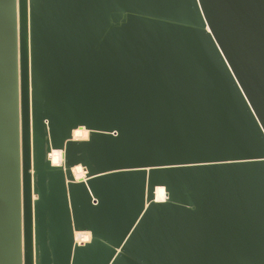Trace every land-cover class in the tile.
Listing matches in <instances>:
<instances>
[{
  "label": "water",
  "instance_id": "obj_1",
  "mask_svg": "<svg viewBox=\"0 0 264 264\" xmlns=\"http://www.w3.org/2000/svg\"><path fill=\"white\" fill-rule=\"evenodd\" d=\"M0 264H264V0H0Z\"/></svg>",
  "mask_w": 264,
  "mask_h": 264
},
{
  "label": "bare ground",
  "instance_id": "obj_2",
  "mask_svg": "<svg viewBox=\"0 0 264 264\" xmlns=\"http://www.w3.org/2000/svg\"><path fill=\"white\" fill-rule=\"evenodd\" d=\"M73 137L77 140H84L88 139L89 137V130L85 128H77L73 131ZM51 161L54 165H59L62 163L63 159V152L61 150H53L50 154ZM74 174L77 179L84 177L85 172L83 167L79 164L73 168ZM157 199L164 200L166 198V191L164 187H158L157 191ZM76 238L79 241H89L91 239L90 232H76Z\"/></svg>",
  "mask_w": 264,
  "mask_h": 264
},
{
  "label": "built area",
  "instance_id": "obj_3",
  "mask_svg": "<svg viewBox=\"0 0 264 264\" xmlns=\"http://www.w3.org/2000/svg\"><path fill=\"white\" fill-rule=\"evenodd\" d=\"M62 161H63V159H62ZM76 241H77L78 243H85V242H88V241H79L77 238H76Z\"/></svg>",
  "mask_w": 264,
  "mask_h": 264
}]
</instances>
